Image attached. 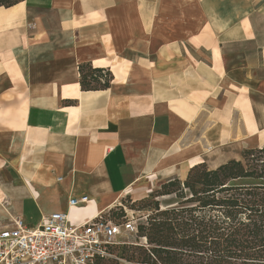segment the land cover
Instances as JSON below:
<instances>
[{"label":"crops","instance_id":"0c3cea01","mask_svg":"<svg viewBox=\"0 0 264 264\" xmlns=\"http://www.w3.org/2000/svg\"><path fill=\"white\" fill-rule=\"evenodd\" d=\"M85 62L109 69L111 86L83 90ZM261 146L264 0L0 6L3 223L64 212L79 225Z\"/></svg>","mask_w":264,"mask_h":264},{"label":"trees","instance_id":"16d2710c","mask_svg":"<svg viewBox=\"0 0 264 264\" xmlns=\"http://www.w3.org/2000/svg\"><path fill=\"white\" fill-rule=\"evenodd\" d=\"M17 1L0 0V6ZM79 74L83 90L107 89L113 80L109 69L87 62L79 64ZM133 205L148 211L137 224L146 245L112 248L128 262L264 264V146L245 148L241 158L215 168L194 164L184 179L161 181ZM114 209L104 216L110 219ZM121 217L114 222L124 221V211Z\"/></svg>","mask_w":264,"mask_h":264},{"label":"built area","instance_id":"2783aa9c","mask_svg":"<svg viewBox=\"0 0 264 264\" xmlns=\"http://www.w3.org/2000/svg\"><path fill=\"white\" fill-rule=\"evenodd\" d=\"M71 198L70 205L87 201ZM137 232L135 217L116 223L104 214L79 225L69 223L68 214L52 212L40 224L29 228L20 216L0 221V264H110L126 261L113 247L125 232Z\"/></svg>","mask_w":264,"mask_h":264},{"label":"rangeland","instance_id":"374dc122","mask_svg":"<svg viewBox=\"0 0 264 264\" xmlns=\"http://www.w3.org/2000/svg\"><path fill=\"white\" fill-rule=\"evenodd\" d=\"M159 184H160V182H158L155 185L153 190L157 189ZM148 195H149V193H148ZM137 200H140V199H137ZM134 201H136V200L133 197H131L130 195H127L123 199L122 204L119 205L117 208H115L113 210V212H110L108 214V216L110 217V219H112V221H120L122 219L121 211H124L125 216H132L133 215L136 219L137 224L141 221H144L148 211L147 210H138L137 207L133 205ZM118 241L120 242V244H118L117 246H121L124 244H143V245H146V240L143 239L142 237H139L137 232H134V231L123 233L118 238ZM112 264H114V262H112Z\"/></svg>","mask_w":264,"mask_h":264},{"label":"bare ground","instance_id":"6f19581e","mask_svg":"<svg viewBox=\"0 0 264 264\" xmlns=\"http://www.w3.org/2000/svg\"><path fill=\"white\" fill-rule=\"evenodd\" d=\"M144 239V238H143Z\"/></svg>","mask_w":264,"mask_h":264}]
</instances>
